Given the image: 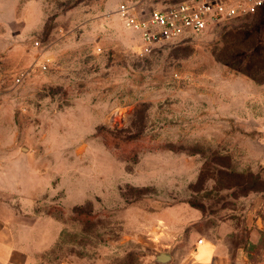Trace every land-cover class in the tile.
Returning <instances> with one entry per match:
<instances>
[{"label":"rangeland","instance_id":"rangeland-1","mask_svg":"<svg viewBox=\"0 0 264 264\" xmlns=\"http://www.w3.org/2000/svg\"><path fill=\"white\" fill-rule=\"evenodd\" d=\"M121 1L0 0V213L40 264H264V9L142 54Z\"/></svg>","mask_w":264,"mask_h":264},{"label":"built area","instance_id":"built-area-1","mask_svg":"<svg viewBox=\"0 0 264 264\" xmlns=\"http://www.w3.org/2000/svg\"><path fill=\"white\" fill-rule=\"evenodd\" d=\"M263 9L264 0H181L139 11L130 0H122L116 13L124 26L139 33L141 53L150 54L180 37L202 32L236 17L256 14ZM50 61L45 56L40 67L46 70ZM29 73L30 69L22 70L16 82L20 83Z\"/></svg>","mask_w":264,"mask_h":264},{"label":"crops","instance_id":"crops-1","mask_svg":"<svg viewBox=\"0 0 264 264\" xmlns=\"http://www.w3.org/2000/svg\"><path fill=\"white\" fill-rule=\"evenodd\" d=\"M34 227L21 223L15 215L9 218L6 213H0V264H40L39 256L45 247L39 241V230ZM194 243L181 258V264H218L222 243L213 244L204 239Z\"/></svg>","mask_w":264,"mask_h":264},{"label":"water","instance_id":"water-1","mask_svg":"<svg viewBox=\"0 0 264 264\" xmlns=\"http://www.w3.org/2000/svg\"><path fill=\"white\" fill-rule=\"evenodd\" d=\"M171 255L169 253H166V252H159L156 254V261L159 263V264H164V263H167L168 261L171 260Z\"/></svg>","mask_w":264,"mask_h":264}]
</instances>
